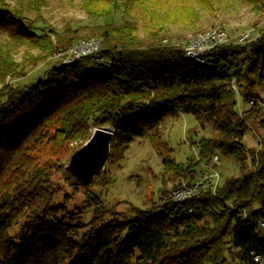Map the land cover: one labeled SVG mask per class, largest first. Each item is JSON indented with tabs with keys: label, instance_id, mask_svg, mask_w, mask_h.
I'll list each match as a JSON object with an SVG mask.
<instances>
[{
	"label": "trees",
	"instance_id": "obj_1",
	"mask_svg": "<svg viewBox=\"0 0 264 264\" xmlns=\"http://www.w3.org/2000/svg\"><path fill=\"white\" fill-rule=\"evenodd\" d=\"M40 1L27 5L39 9ZM165 1L81 0L94 18L140 8L152 19L145 24L148 41L138 37L130 21L105 23L96 29L98 51L73 64L53 63L34 82L16 84L23 68L12 59L17 47L38 48L45 59L80 38L37 27L40 17L28 18L26 6L0 0V34L6 36L0 41V264H233L236 259L264 264V236L243 219L244 213L264 217V139L256 150L242 148L246 124L236 109L237 99L249 103L264 94V28L250 42L216 46L205 63H198L181 48L157 40L165 27ZM201 1L212 10L211 0ZM247 1L259 5V0ZM175 15L179 21L192 16ZM175 111L203 116L218 131L196 142L202 167L218 150L241 163L240 174L179 205L166 202L163 191L165 202L156 209L133 207L130 216L99 215L88 224L76 211L54 203L59 190L51 177L56 169L69 180L64 163H40L35 152L47 145L54 152L73 145L74 151L102 126L114 130L111 152L121 151ZM246 154L253 168L248 171L242 164ZM195 165H176L175 173L192 180ZM89 198L100 212L101 200ZM17 225L12 239L9 232Z\"/></svg>",
	"mask_w": 264,
	"mask_h": 264
},
{
	"label": "rangeland",
	"instance_id": "obj_2",
	"mask_svg": "<svg viewBox=\"0 0 264 264\" xmlns=\"http://www.w3.org/2000/svg\"><path fill=\"white\" fill-rule=\"evenodd\" d=\"M5 1L14 7L20 4L26 6V15L31 20L40 17V21L35 26H45L61 35L71 34L79 37V41L95 40L99 41L101 45L100 37L95 35L97 27L105 23L120 24L124 20L132 22L137 27V35L143 42L146 43L149 39L145 24H151L152 19L146 18L140 8L130 11L120 8L107 17L94 18L90 17L88 9H85L81 0H41L39 9H37L38 6H34L37 11L27 5L28 0ZM165 2L162 7L164 15H166L163 23L165 27L159 32L157 39L159 42L165 38L169 42H175L205 32L218 24H223L230 38L235 37L238 33L250 32V41H252L256 39L258 30L264 28V0H259L257 7H253L247 0H211L212 10L210 7L205 8L201 0H166ZM98 8L100 7L94 9ZM178 11L189 12L192 16L179 21L175 18ZM4 39L6 36L0 34V41ZM52 39L56 41V39ZM230 43L237 42L233 38ZM12 54V59L23 65L20 75L14 79L16 84L34 82L37 78L42 77L53 63H64L67 58L65 55L64 60L57 53L41 59L45 56L43 51L25 45L17 47ZM39 58L41 60H38ZM6 80L9 78L7 77ZM1 86L2 83H0ZM255 100L260 103L251 105L241 102L240 99L236 101V109L239 115L245 119L246 124V131L241 141L242 148L246 152L250 149L260 148L264 139V94ZM249 109L252 111H248ZM217 134L218 131L203 116L175 111L172 115L167 116L154 131L144 130L121 151L116 147L111 152L104 170L86 185L76 184L72 179L67 181L60 172L53 169L51 178L54 186L59 190L54 203L64 204L68 210L76 211L78 215L75 216L80 215L81 217L78 219L84 224L91 223L94 218L98 219L99 215H103L106 219L116 214L130 216L133 207L145 210L156 209L163 202L169 201L171 186L183 179H188L184 174L175 173L176 165L185 167L192 161L196 164L194 169L198 175L202 164L199 162V148L196 142L203 136L214 137ZM72 152L73 145L57 152L47 145L42 147L39 152H35L34 156L40 163L50 160L54 164L63 162L65 165ZM215 153L220 159L221 180L219 184L225 178L240 174L241 163L237 162L234 157L218 150ZM164 159L170 161L169 165L163 162ZM242 164L247 171L253 169L248 154L244 156ZM163 191L166 192L165 201L161 195ZM89 196H95L101 200L100 212L96 211L92 205L94 199ZM75 219L77 218L75 217ZM18 230L19 225L13 227L9 232V237L14 239ZM261 235L264 236V232H261ZM1 250L0 244V253ZM138 257L139 252L137 251L132 260Z\"/></svg>",
	"mask_w": 264,
	"mask_h": 264
},
{
	"label": "built area",
	"instance_id": "obj_3",
	"mask_svg": "<svg viewBox=\"0 0 264 264\" xmlns=\"http://www.w3.org/2000/svg\"><path fill=\"white\" fill-rule=\"evenodd\" d=\"M237 43H245L251 40L250 32H242L236 34L233 37ZM233 38H230L229 33L226 31L223 24H218L211 29L194 34L188 38L176 40L175 42H169L167 38L162 40L163 44H172L182 49L183 54L186 58L194 60L198 63H205L206 57L209 56L213 48L221 44H229ZM100 47L99 41H79L74 44L69 50L59 52V57L67 56L65 64H73L77 61L83 60L88 55L98 51ZM68 52V53H67ZM97 62L106 64L104 60L96 58ZM235 89V86L233 85ZM251 105L260 103L257 100H251ZM264 103V101H263ZM220 159L217 154H214L210 161L203 164L202 169L192 180L183 179L181 182L169 189V201L174 205L184 203L187 199L199 194L202 190L209 186L215 188L221 180L220 171ZM243 219L254 229L260 232H264V217L260 218H249L246 213L243 214ZM254 262H259V255H252ZM233 264H242L238 259Z\"/></svg>",
	"mask_w": 264,
	"mask_h": 264
},
{
	"label": "water",
	"instance_id": "obj_4",
	"mask_svg": "<svg viewBox=\"0 0 264 264\" xmlns=\"http://www.w3.org/2000/svg\"><path fill=\"white\" fill-rule=\"evenodd\" d=\"M113 133L110 127H95L90 138L71 153L64 165L66 177L86 185L101 173L111 155Z\"/></svg>",
	"mask_w": 264,
	"mask_h": 264
}]
</instances>
